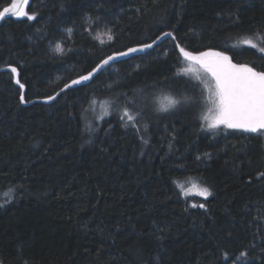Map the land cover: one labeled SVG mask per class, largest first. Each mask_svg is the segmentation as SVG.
Segmentation results:
<instances>
[{
    "label": "trees",
    "instance_id": "1",
    "mask_svg": "<svg viewBox=\"0 0 264 264\" xmlns=\"http://www.w3.org/2000/svg\"><path fill=\"white\" fill-rule=\"evenodd\" d=\"M29 13L0 27V68L20 70L27 102L109 55L176 39L51 105L24 106L13 74L0 73V264H264V138L208 130L204 104L159 111L164 97L200 88L177 74L187 64L177 42L264 70V53L239 44L264 47V0H32ZM98 100L115 110L90 127ZM187 183L211 195L188 196Z\"/></svg>",
    "mask_w": 264,
    "mask_h": 264
},
{
    "label": "snow or ice",
    "instance_id": "2",
    "mask_svg": "<svg viewBox=\"0 0 264 264\" xmlns=\"http://www.w3.org/2000/svg\"><path fill=\"white\" fill-rule=\"evenodd\" d=\"M28 2L29 0H10V6H5L0 10V21H4L9 16L17 18L27 17L28 20H35L36 14H30L25 10ZM164 37H171L173 40L176 39L172 32H164L162 36H158L151 43L145 42L139 47H130L127 51H120L109 55L86 75H80L79 78L73 79L70 84H66L61 88V91H64L65 88L83 85L85 82L91 81L96 73L111 61L151 49L159 40H163ZM96 39H99L101 44L105 42L99 36ZM107 39L108 41H112L113 36L109 33L107 34ZM239 44L247 45L251 48H258L259 52L264 53V47H258L257 43L253 42L250 38L239 41ZM175 47L178 49L177 60L179 61L182 57L183 61L187 62L186 67L178 70V75L181 72L188 74L196 71V69H201L203 72L202 77L199 73L197 74V79H201V82L204 84V88L208 93L207 101L211 105L207 114L202 117L205 121L206 128L208 130H214L223 126L226 129L252 133L264 138V70H257L247 63L234 62L233 57L225 51L208 49L206 51L194 52L186 50L178 42ZM56 51L63 54L64 49L58 45ZM9 70L14 74L16 84L23 90L25 86L20 82V74L17 68L9 66ZM54 99L55 96L48 97V100ZM20 101L22 103L27 102L25 101L23 91L20 94ZM181 102V100L171 96L164 97L160 101L159 111L168 112L176 108ZM183 102L187 103V98H184ZM107 103V101L104 102L105 105ZM105 114H107L106 107ZM125 117L127 118L126 123H131L132 127H137L136 115L131 114L127 108L124 109L121 119ZM137 130L139 131L138 128ZM260 175L264 176V173ZM180 187L183 190V185ZM193 187H197V185L193 184ZM198 194L205 199L211 195L206 187L200 188ZM4 195L7 197L9 193H5ZM6 202H10V200ZM3 206L4 204H0V207ZM192 206L197 207L196 204ZM199 207L204 208V204H199ZM247 255L246 251H242L237 259L247 257ZM223 259L225 261L229 260L227 252L223 254ZM232 264H234V261Z\"/></svg>",
    "mask_w": 264,
    "mask_h": 264
},
{
    "label": "rangeland",
    "instance_id": "3",
    "mask_svg": "<svg viewBox=\"0 0 264 264\" xmlns=\"http://www.w3.org/2000/svg\"><path fill=\"white\" fill-rule=\"evenodd\" d=\"M187 66V64L185 65V67ZM200 74L201 77L203 76V72L201 69H196V71L190 72L188 73V76H190L192 78L193 81L196 82L197 86H199V90H195L194 94L191 93V95L189 93L186 92H182L180 95L181 97H186L188 94L190 95V99H187V103L182 102L179 105H177V107H180L182 105H190V106H197L200 104H204V110H203V116L205 114H207L208 109L211 107V105L208 103L207 101V91L204 88V84L201 82V79H197V74ZM202 91L204 92V95H202ZM164 95H169V93H163ZM158 97V96H156ZM155 99V98H154ZM107 101V105L104 104V102ZM132 105V103H131ZM151 105L153 106V103H151ZM135 106L139 107V104H136ZM152 106H150L152 108ZM155 106V105H154ZM153 106V107H154ZM105 107L107 108V114H105ZM183 107V106H182ZM112 102L110 100H98L97 103H95L94 105H92L91 107V111H92V116L88 117V124L90 127H93V124L97 121H101L107 117L110 116L111 111H114L115 109L113 108ZM122 112V111H121ZM94 115V116H93ZM103 117V118H101ZM140 119H146L147 116L146 114L144 115H140L139 116ZM216 130H223V131H229L232 129H226L223 126H221L219 129H214L212 131H216ZM193 184L197 185V187H193ZM203 188L202 186L196 184V183H187L184 187L186 193L188 196H196V197H203L201 195L198 194L199 189ZM210 196V195H209ZM208 196V197H209ZM204 198V197H203Z\"/></svg>",
    "mask_w": 264,
    "mask_h": 264
},
{
    "label": "water",
    "instance_id": "4",
    "mask_svg": "<svg viewBox=\"0 0 264 264\" xmlns=\"http://www.w3.org/2000/svg\"><path fill=\"white\" fill-rule=\"evenodd\" d=\"M31 5H32V0H29L28 5H27V8H26L25 10L29 12V9H30ZM8 19H13V20H16V21H21V20H27V17H21V18L12 17V16L6 17L4 21H0V27H1V26L3 25V23H4L6 20H8ZM161 36H162V35H161ZM173 36H174V35H173ZM169 39H172V38H171V37H164L163 40H159V41L153 46V48H151V49H148V50H146V51H142V52L133 53V54L127 56V57H121V58H118V59H116V60H114V61H111L108 65H105V66H104L99 72H97L96 75L93 77V79H94L95 77H97L100 73H102L106 68H108V67H110V66H112V65H114V64H116V63H118V62L125 61V60L131 59V58H133V57H137V56H140V55H144V54L148 53L149 51L155 49L157 46L161 45L163 42H165L166 40H169ZM138 47H139V46H138ZM13 67H14V66H13ZM16 68H17V67H16ZM17 70H18V72H19V74H20V75H19V79H20V82H21V73H20V70H19L18 68H17ZM5 72H10V70H9V66L4 67V68H0V73H5ZM10 73H11V72H10ZM13 76H14V74H13ZM93 79H92V80H93ZM92 80H91V81H88V82H85V84H83V85H87V84L91 83ZM14 83H15L16 87L19 88V85H17L16 82H15V77H14ZM21 83H22V82H21ZM69 84H70V83H69ZM83 85H78V86L68 87V88H65L64 91H61V90L58 91L57 93H59V95H57V93H56L55 95H53V96H55V99H54V100H48V98L35 99V100L31 101V102L23 103V105H24V106H31V105H33V104H35V103H41V104L51 105V104H53L54 102H56L57 99H58L62 94H64L67 90L72 89V88H77V87H79V86H83ZM24 86H25V85H24ZM19 89H20V88H19ZM21 91H23V95H24V97H25V101H26V86H25L24 89L21 90Z\"/></svg>",
    "mask_w": 264,
    "mask_h": 264
}]
</instances>
